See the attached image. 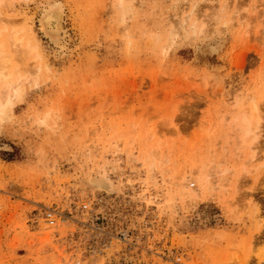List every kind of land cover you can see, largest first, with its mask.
Listing matches in <instances>:
<instances>
[{
    "label": "rangeland",
    "instance_id": "obj_1",
    "mask_svg": "<svg viewBox=\"0 0 264 264\" xmlns=\"http://www.w3.org/2000/svg\"><path fill=\"white\" fill-rule=\"evenodd\" d=\"M0 17L22 41L0 22L9 80L31 74L0 118V264H264V0H4Z\"/></svg>",
    "mask_w": 264,
    "mask_h": 264
},
{
    "label": "bare ground",
    "instance_id": "obj_2",
    "mask_svg": "<svg viewBox=\"0 0 264 264\" xmlns=\"http://www.w3.org/2000/svg\"><path fill=\"white\" fill-rule=\"evenodd\" d=\"M120 1V0H119ZM208 1V0H207ZM241 2V1H240ZM240 2H237V3H240ZM3 3H4V0H0V8H1V6L3 5ZM119 3H121V2H119ZM206 4V3H205ZM200 6V5H199ZM196 7V6H195ZM194 7V8H195ZM207 7V6H206ZM198 8V7H197ZM240 8V7H239ZM194 11H197V10H195V9H193ZM210 12V11H209ZM238 12V11H237ZM240 12V11H239ZM197 13L198 12H196V16H197ZM211 13V12H210ZM191 15V14H190ZM199 15V14H198ZM210 15V14H209ZM212 15V14H211ZM207 17H209V16H207ZM214 17V16H213ZM198 19V18H197ZM197 19H196V21H197ZM187 19H185V21H186ZM0 22H2L3 24H4V27H3V29L4 30H9V32H10V34H9V36H8V38H9V42H10V44H11V47H12V49H13V51L14 52H16V53H18V51L20 50L21 51V49H19V47H20V45L22 44L21 42V39H19V37H17V30H16V28L17 27H15V26H17V25H15L16 24V21L15 22H12L11 20H8V19H6V18H3V17H0ZM41 22H42V27H43V30L45 31V33L49 36H51L52 38L54 37H56L57 35H58V32H59V25H58V22H57V18L55 17V15L53 14V13H51V12H48V13H45L44 14V16H43V18H42V20H41ZM184 22V21H183ZM204 22H206V21H204ZM191 23V22H190ZM201 24H199L200 26L198 27V31L199 32H202L203 33V29L206 27V25H204L205 23H203V21L202 22H200ZM203 23V24H202ZM207 24V23H206ZM15 25V26H14ZM191 25V26H190ZM189 25V28L190 27H192V29H196L197 28V24H196V22H195V20H194V22H192L191 24ZM178 27V26H177ZM180 28H182V27H180ZM174 29V28H173ZM172 29V30H173ZM175 29H176V27H175ZM174 29V30H175ZM179 29V28H178ZM173 30V34H175V32L176 31H174ZM197 30V29H196ZM192 31V30H191ZM206 31H205V29H204V33H205ZM170 33H172V32H170ZM173 36V35H172ZM29 41H30V39H29ZM24 43V42H23ZM28 43V42H27ZM26 44V43H25ZM33 46V47H32ZM30 45L29 43H28V49L27 48H25L26 50H28V53L29 52H31L33 49H36V45ZM19 49V50H18ZM24 49V50H25ZM164 51V50H163ZM27 52V51H26ZM213 52H214V50H213ZM24 53H25V51H24ZM26 54V53H25ZM9 54L6 52V50H5V47H4V44H0V118L2 119V117H3V115H4V113L6 112L7 113V110L10 108V106H11V98L12 97H19L23 92V83L25 82V81H27V80H29V79H27V76H30L31 77V74L30 73H28L27 74V72L25 71V70H23V71H20V70H18V69H20L19 67H16V69H17V72L19 71V73H21V74H19L18 76H17V80H14V81H10L9 79H11V75L12 74H10V72L9 73H7L6 72V69H7V67H9ZM220 68V67H219ZM222 68V67H221ZM220 68V69H221ZM33 69V68H32ZM16 72V73H17ZM38 72V71H37ZM15 73V72H14ZM32 73V72H31ZM34 74V73H33ZM32 74V75H33ZM34 77H36V76H34ZM27 79V80H26ZM27 83H28V81H27ZM21 98V97H20ZM13 104V103H12ZM257 106H258V104H257ZM256 109H257V107H256ZM247 112V111H246ZM253 112V111H252ZM244 114V113H243ZM6 115V114H5ZM247 115V114H246ZM250 114H248V116H249ZM242 116V115H241ZM250 117V116H249ZM257 117V116H256ZM256 117H254V118H256ZM259 117V116H258ZM45 118V117H44ZM43 118V119H44ZM235 118V117H234ZM243 118V119H242ZM245 118H247V117H245ZM244 117H241L238 121L237 120H235V119H233L234 120V123H235V125H237L236 126V130L238 131H241V133H240V137H239V132H237V133H235V134H237V140L240 142L241 141V143H240V145H242L243 146V143H244V141L251 135V134H253V131L251 130V128H250V125H251V121L250 120H248V119H245ZM253 118V119H254ZM257 119H259V118H256L255 120H257ZM40 120H42V119H40ZM259 122V121H258ZM232 124V123H231ZM253 124H255V122L253 123ZM232 126H233V124H232ZM252 126V125H251ZM253 126H255V125H253ZM257 127L259 128V126L257 125ZM255 128V127H254ZM253 129V128H252ZM233 131H234V129H233ZM255 134V133H254ZM257 134V133H256ZM256 134L255 135H253V136H251V138H252V140H256V139H258L257 137L256 138H254V136H256ZM254 138V139H253ZM240 139V140H239ZM251 142H253V144H254V142L255 141H251ZM250 145H252V144H250ZM249 145V146H250ZM238 146V145H237ZM239 147V146H238ZM239 148H241V147H239ZM254 154V153H253ZM253 154H251L252 156H251V158H253L254 156H253ZM239 157V156H238ZM210 177V176H209ZM92 180V179H91ZM93 181L94 182H92L91 181V183H92V185H94V186H96L97 187V189L98 190H101L102 192L104 191L105 193H107V194H110V193H112L113 192V188H114V183L112 182V180L111 179H109L107 176H106V174L105 173H97V174H95L94 175V177H93ZM95 183V184H94ZM217 188V187H216Z\"/></svg>",
    "mask_w": 264,
    "mask_h": 264
},
{
    "label": "built area",
    "instance_id": "obj_3",
    "mask_svg": "<svg viewBox=\"0 0 264 264\" xmlns=\"http://www.w3.org/2000/svg\"><path fill=\"white\" fill-rule=\"evenodd\" d=\"M83 207L84 208H86V205H83ZM53 216L54 215H52V214H48V221H47V223L49 224V225H54V223H55V219L53 218Z\"/></svg>",
    "mask_w": 264,
    "mask_h": 264
}]
</instances>
